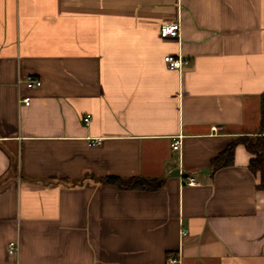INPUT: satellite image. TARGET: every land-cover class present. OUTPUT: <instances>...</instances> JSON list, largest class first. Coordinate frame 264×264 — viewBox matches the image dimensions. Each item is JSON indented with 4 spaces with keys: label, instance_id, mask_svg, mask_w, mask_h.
<instances>
[{
    "label": "crops",
    "instance_id": "crops-1",
    "mask_svg": "<svg viewBox=\"0 0 264 264\" xmlns=\"http://www.w3.org/2000/svg\"><path fill=\"white\" fill-rule=\"evenodd\" d=\"M262 93L264 0H0V264H264Z\"/></svg>",
    "mask_w": 264,
    "mask_h": 264
},
{
    "label": "trees",
    "instance_id": "trees-1",
    "mask_svg": "<svg viewBox=\"0 0 264 264\" xmlns=\"http://www.w3.org/2000/svg\"><path fill=\"white\" fill-rule=\"evenodd\" d=\"M238 144H243L251 153L248 164L249 170L258 177L257 188L264 190V93L261 94V120L259 132L254 135H239L235 140L218 156L211 161L212 169L232 165L234 163V150ZM98 181L118 186L123 189H147L156 190L160 188L164 180L157 177L144 176H106Z\"/></svg>",
    "mask_w": 264,
    "mask_h": 264
},
{
    "label": "built area",
    "instance_id": "built-area-1",
    "mask_svg": "<svg viewBox=\"0 0 264 264\" xmlns=\"http://www.w3.org/2000/svg\"><path fill=\"white\" fill-rule=\"evenodd\" d=\"M160 34L162 37H178L180 38L182 35V24L180 21H172V22H164L160 26ZM164 60L167 64V66L170 69H182L184 66L188 65L190 63V58L188 56H185L183 53H178L177 55L173 54H167L164 57ZM27 88L29 89H35L42 86L43 81L41 78L37 76H27L25 80L23 81ZM20 102L25 105H30L32 102L31 95L22 96L20 98ZM84 120L88 123L90 121V115L84 117ZM172 146L174 149H178L180 147V140L176 138L174 142L172 143ZM189 183H193V180L191 179ZM19 250V242L18 240H12L10 241L8 245V252L9 254H15ZM171 263L179 262V259L176 257H173L170 259Z\"/></svg>",
    "mask_w": 264,
    "mask_h": 264
}]
</instances>
